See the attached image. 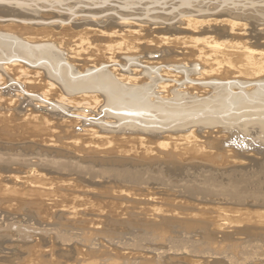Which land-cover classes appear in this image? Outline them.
I'll return each mask as SVG.
<instances>
[{
  "label": "bare ground",
  "instance_id": "bare-ground-1",
  "mask_svg": "<svg viewBox=\"0 0 264 264\" xmlns=\"http://www.w3.org/2000/svg\"><path fill=\"white\" fill-rule=\"evenodd\" d=\"M6 1L12 3L0 6V94L38 107L29 106L30 109L21 111L32 124L41 118L38 113L45 112L71 124L91 126L84 129L86 137L90 144L103 150V154H92L87 160L76 157L73 165L58 161L57 166H73L74 170L88 172L86 167L83 169L84 164L107 167L115 164L119 174H123L122 167L127 172L147 168L158 174L154 168L157 165L164 174L158 176L160 181L186 195L213 197L218 199L212 202L215 204L259 196L264 203V192L248 193L249 189L241 186V179L226 175L221 184L206 173L207 170L216 175L217 169L222 168L251 178L261 168L264 174V151H259L264 149V18L247 17L252 14V11L246 14L248 0L241 1L245 9L234 8L235 2H240L237 0H216L217 5L213 2L214 6L205 10L195 8L192 3L195 0H180V4H175L180 9L181 4H192L184 7L182 13L186 17L182 14V19L173 21L166 16L163 21L157 14L152 16L160 23L129 20L137 14L124 12L130 4L127 1L123 10H117L118 6L100 10L93 7L86 12L88 16L76 15L75 19L72 8L73 15L68 16L63 9L62 13L55 9L47 11L56 4L59 7L62 0H0ZM91 1L90 6L98 5L97 0ZM144 1H148L146 7L149 5V9L141 8L146 17L151 9L156 10L154 5L162 8L167 3V0ZM229 4L233 8L229 9ZM257 4L252 5L258 7L260 3ZM261 4L264 5V0ZM251 7L250 10L256 8ZM191 9L218 10L212 15L199 13L203 16L196 18ZM261 9L257 12L264 16ZM102 12L106 16L100 19L97 16ZM68 26L70 30L64 29ZM256 27L260 28L258 32ZM77 35L81 37L72 41ZM9 81L12 86L5 92ZM56 91L70 98L78 95L81 100L71 104L63 97L55 101ZM99 98L103 100L100 114L90 106ZM91 99L94 100L90 102ZM48 108L55 112H48ZM107 116L115 121H105ZM121 120L127 128L111 134L113 130L107 124L114 126ZM121 133L124 140L131 141L121 150L130 158L109 152L108 148L116 149L118 145L111 135ZM72 142L78 144L77 139ZM188 170L195 176L183 179ZM260 180L264 182V177ZM261 216L264 215H258L264 218ZM229 225L227 221L223 227Z\"/></svg>",
  "mask_w": 264,
  "mask_h": 264
},
{
  "label": "rangeland",
  "instance_id": "rangeland-1",
  "mask_svg": "<svg viewBox=\"0 0 264 264\" xmlns=\"http://www.w3.org/2000/svg\"><path fill=\"white\" fill-rule=\"evenodd\" d=\"M77 1L62 0L59 7L54 2L57 6L53 4L60 8L59 11L54 5H50L54 8H49L47 11L54 12L55 9L56 12H61L63 9V14L67 16L76 12L73 16L75 19L78 16L80 18V15L82 18L93 7L94 10L98 8L100 10L101 7L104 9L118 6L117 10L118 8L123 10L127 1V4H130L125 7L124 12L137 14L136 18L130 17L129 20L160 23V20H153L152 16L157 14L164 19H161L163 21L169 16V20L173 18V21H178V18L182 19L186 15L182 12L187 5L181 4L180 9L175 5L180 0H171V2L167 0L170 4L166 3L162 8L154 5L156 7V10L153 9L154 13L151 9L152 4L151 13L149 12L146 17L147 14H143V10L149 5L146 7L148 1L144 0H140L141 2L107 0L106 3L97 0V6H90L89 4L93 2L91 0H83L86 4L82 0L78 1L79 3ZM195 1L192 2L194 7L201 10H205L207 6L211 9L212 6L217 5L216 0ZM206 2L208 5L205 4ZM240 2H235L234 8L237 6L236 8L245 9L247 5L256 7L252 4L257 2L261 4V0L257 2L248 0L250 4L244 0L245 7L244 3L240 4ZM8 3L6 1L0 6H9ZM118 3H121L122 7ZM260 4L254 8H259L258 10H250L252 7L246 8V11L249 10L245 11L246 14L252 11L247 17L264 18L257 12L264 6ZM189 5L192 6L191 3ZM231 5L229 4V9L233 8ZM174 7L177 10H174ZM217 10L206 11L209 14L195 9L190 11L197 12V14L194 12V15L192 13V16L198 18L203 16L200 14L212 15ZM263 10L264 8L261 12ZM65 11L67 13L70 11V14H66ZM79 12L80 14H77ZM254 12L256 13L253 14ZM111 13L113 12L107 14L112 16ZM101 16L106 15L102 12V15L97 17L104 18ZM64 24L69 25L68 22ZM81 25L79 24L80 27ZM48 29L51 30L49 27ZM64 29L70 30V27ZM259 29L256 27V32ZM78 32L83 34L81 28ZM65 33L69 34V32ZM82 36L85 37L84 34ZM80 37L81 35H77L72 41ZM66 40L69 41L68 38ZM70 45L71 43L68 46ZM13 78H16L15 74ZM44 80L48 81L46 78ZM2 81L6 82V79L2 78ZM11 84L12 82L9 81L5 86L7 88L5 92L12 86ZM54 95L55 101L64 97L71 104L81 100L78 95H72L70 98L60 91H56ZM93 100L91 99L90 102ZM102 102L103 100L99 98L90 106L100 114L103 111ZM29 106L34 105L26 101L23 105L18 98L9 99L6 94H0V264H264V218L258 217L264 215V203L259 196L255 199L233 202L224 200V203L215 204L212 202L218 199L213 197L189 196L181 193L180 189L174 186H165L158 177L164 174L157 165L154 168L158 174L149 172L147 168L127 172V168L124 167L121 168L123 174H119L115 164H110L111 167L84 164L83 169L86 167L89 169L88 172L74 170L73 166H57L58 161L73 165L76 160L74 158L87 160L92 154H103V150L90 144L86 137L84 129L91 126L71 124L45 112L38 113L41 118L32 124L25 118L27 115L21 113L25 109H30ZM33 108L38 109L36 106ZM47 111L55 112L50 108ZM16 114L25 116L21 115L17 118ZM109 117L111 116H107L105 121L113 123L115 120ZM106 124L105 122L103 125ZM107 125L113 130L111 134L125 128L123 120L118 121L114 126ZM111 136L115 137L114 142L118 145L116 149L108 148L109 152L117 154V157H129L121 150L128 147L131 141L124 140L122 133ZM75 139L78 144L72 142ZM30 147L32 148L29 149ZM259 151L264 149L259 148ZM259 169L260 171L251 178H247L245 173L235 172L234 175L222 168L217 169L219 172L216 175L207 170L206 173L213 181H221V184L227 176L231 175L230 178L233 179L239 178L243 181L241 186L249 189L248 193H255L264 192V182L260 180L264 174L261 173L262 169ZM189 176L195 175L188 170L187 176L183 179ZM162 202L163 204L157 205ZM227 221L230 225L223 227Z\"/></svg>",
  "mask_w": 264,
  "mask_h": 264
}]
</instances>
